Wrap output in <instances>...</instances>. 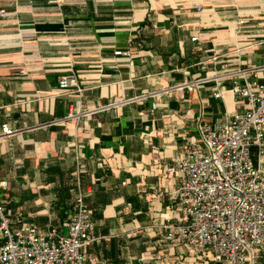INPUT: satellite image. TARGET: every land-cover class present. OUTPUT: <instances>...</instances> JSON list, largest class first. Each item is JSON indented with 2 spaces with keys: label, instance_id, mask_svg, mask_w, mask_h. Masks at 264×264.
Here are the masks:
<instances>
[{
  "label": "crops",
  "instance_id": "crops-1",
  "mask_svg": "<svg viewBox=\"0 0 264 264\" xmlns=\"http://www.w3.org/2000/svg\"><path fill=\"white\" fill-rule=\"evenodd\" d=\"M121 49L129 55L114 54ZM259 65L264 0H0L3 205L13 220L63 234L78 168L97 224L84 249L98 264H228L165 244L158 232L181 220L171 198L181 173L173 167L197 119L231 114V73ZM71 73L81 90H60L58 79ZM186 80L201 83L65 119ZM2 124L12 133L3 135ZM247 264H264V253Z\"/></svg>",
  "mask_w": 264,
  "mask_h": 264
},
{
  "label": "built area",
  "instance_id": "built-area-1",
  "mask_svg": "<svg viewBox=\"0 0 264 264\" xmlns=\"http://www.w3.org/2000/svg\"><path fill=\"white\" fill-rule=\"evenodd\" d=\"M77 0H55L57 3ZM239 23H247L240 19ZM196 36L192 35L191 40ZM115 55H129L115 50ZM19 73L25 75L23 70ZM264 65L249 66L231 73L234 111L221 120L197 119L196 133L182 149L173 169L181 173L171 198L176 200L181 220L164 222L159 240L182 243L194 254L209 252L216 262L247 264L255 251L264 253ZM242 77L239 81L234 77ZM201 80L185 81L170 87L107 101L77 112L65 119H79L146 98L155 99L171 91L191 90ZM62 91H80L78 75L64 74L58 79ZM214 98L221 97L218 89ZM155 108V101L151 103ZM3 135L12 133L2 124ZM255 158V159H254ZM69 177L72 206L66 216V232L55 227L42 230L34 222L11 218L3 205L2 191L8 182L0 179V264H98L85 246L97 239L96 221L85 202L78 168Z\"/></svg>",
  "mask_w": 264,
  "mask_h": 264
}]
</instances>
